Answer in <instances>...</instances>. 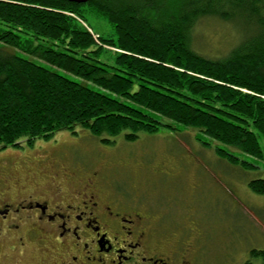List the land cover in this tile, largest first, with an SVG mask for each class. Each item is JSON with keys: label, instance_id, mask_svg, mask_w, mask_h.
<instances>
[{"label": "trees", "instance_id": "16d2710c", "mask_svg": "<svg viewBox=\"0 0 264 264\" xmlns=\"http://www.w3.org/2000/svg\"><path fill=\"white\" fill-rule=\"evenodd\" d=\"M210 18L242 32L223 58L193 47ZM164 123L215 142L229 164L264 161V0H0L1 149L77 129L132 142ZM249 187L264 194V179Z\"/></svg>", "mask_w": 264, "mask_h": 264}, {"label": "rangeland", "instance_id": "374dc122", "mask_svg": "<svg viewBox=\"0 0 264 264\" xmlns=\"http://www.w3.org/2000/svg\"><path fill=\"white\" fill-rule=\"evenodd\" d=\"M88 24L95 33L114 34L103 19L91 16ZM235 25L202 20L194 30V50L207 58H223L241 40ZM125 134L106 145L84 129L76 135L62 131L50 141L37 140L34 154L52 156L61 174L64 169L84 178L99 173L105 189L125 193L153 217L164 247L192 246L195 264H263L252 251H264V194L252 191L249 183L264 179V161L240 156L254 165L247 170L229 164L217 155L218 144L174 124L164 123L154 134L140 133L132 142ZM14 153L8 148L0 157L12 158ZM29 167H34L38 184L44 183L37 164Z\"/></svg>", "mask_w": 264, "mask_h": 264}, {"label": "flooded vegetation", "instance_id": "af4514ba", "mask_svg": "<svg viewBox=\"0 0 264 264\" xmlns=\"http://www.w3.org/2000/svg\"><path fill=\"white\" fill-rule=\"evenodd\" d=\"M9 148L13 159L0 157V264H195L192 246L164 247L153 217L105 189L99 173L61 174L35 144Z\"/></svg>", "mask_w": 264, "mask_h": 264}, {"label": "water", "instance_id": "95a60500", "mask_svg": "<svg viewBox=\"0 0 264 264\" xmlns=\"http://www.w3.org/2000/svg\"><path fill=\"white\" fill-rule=\"evenodd\" d=\"M72 3H78V4H87L89 3L91 0H68Z\"/></svg>", "mask_w": 264, "mask_h": 264}]
</instances>
